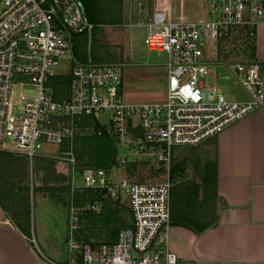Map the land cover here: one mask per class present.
I'll return each mask as SVG.
<instances>
[{"label": "built area", "instance_id": "1", "mask_svg": "<svg viewBox=\"0 0 264 264\" xmlns=\"http://www.w3.org/2000/svg\"><path fill=\"white\" fill-rule=\"evenodd\" d=\"M2 3L0 150L33 158L44 143L59 144L56 158L70 165L71 195L75 189L103 192L81 203L71 198L69 257L63 264H193L180 260L168 240L174 149L204 146L245 116L264 115V61L224 66L247 93L246 99H229L216 83H207L212 71L204 50L209 44L214 54L220 38L238 26L252 35L264 19V1L211 0L203 20H174L155 9L143 41L148 49L166 53V97L143 102L125 99L121 64L73 58L74 36L94 27L78 0ZM63 75L69 77L65 88L55 82ZM80 129L113 138L111 167L81 164L75 153ZM141 159L159 171L160 181H138L124 173ZM77 176L81 182H72ZM123 198L132 213L130 226L96 246L78 239L83 214L98 213L106 200L119 204Z\"/></svg>", "mask_w": 264, "mask_h": 264}, {"label": "crops", "instance_id": "2", "mask_svg": "<svg viewBox=\"0 0 264 264\" xmlns=\"http://www.w3.org/2000/svg\"><path fill=\"white\" fill-rule=\"evenodd\" d=\"M78 1L90 22L86 15L87 11L90 12V16L93 14L95 16L100 2ZM139 2L141 15L143 12L147 14V20L142 25L136 24L137 19L141 20L143 17L138 15ZM117 3L119 16L109 22L108 26H117L118 30L124 27L130 29L133 26H143L145 35L146 23L151 19L155 9L162 10L174 20H203L208 16L211 0H118ZM104 5L107 9L114 6L112 0H104ZM254 29V33L250 35L253 37L251 38L253 43L249 41L251 59L248 58L246 61L255 59L264 61V19L258 21ZM127 34L128 32L124 30V37L127 38ZM245 39L249 40L246 34ZM216 53L217 50L213 55ZM206 59L208 60V57ZM222 64L219 63L218 66ZM193 149L204 150L205 159L217 163L215 211L209 219L214 220L199 232L171 222L168 234L170 248L177 253L180 260L193 264H264V115L261 112H254L245 116L226 127L218 136L209 138L204 146L176 147L172 164L182 160L186 162L188 152ZM184 178L200 181V178L196 179L193 176ZM184 178L175 179L172 187ZM10 179L26 180L24 177H7L3 178V181H12ZM65 179H62L63 182ZM13 186L16 185L0 183V264L65 263L69 254L66 259L55 251L45 254L34 245V242L40 239L45 249H51L56 241H60L57 228L59 224L54 223L51 231H41L40 235L36 230L33 231L31 221L27 217V197L24 198L17 193ZM59 189L63 192L68 191L70 196L67 207L59 201L57 203L51 201L57 205L56 219H59L62 225L63 217L60 213H63V207L68 211L69 223L72 190L71 185L66 184L61 185ZM199 192L201 195L202 191ZM63 200L66 203L65 199ZM22 228L30 230L31 235ZM110 238V234L105 232L101 241L105 242Z\"/></svg>", "mask_w": 264, "mask_h": 264}, {"label": "rangeland", "instance_id": "3", "mask_svg": "<svg viewBox=\"0 0 264 264\" xmlns=\"http://www.w3.org/2000/svg\"><path fill=\"white\" fill-rule=\"evenodd\" d=\"M98 1L101 5L97 6L95 16L93 14L94 19L98 22L93 27V36L90 46L88 32L76 34L74 36L80 39L82 44H84L88 62L121 64L123 67V94L128 101L143 102L165 99L167 86V68L165 65L166 53L153 51L147 48L143 41L145 32L143 26H133L132 28L130 27V29L124 27L119 30L117 26H108L109 22L113 19H117L119 16L118 7H116L118 6V0H112L114 6L108 9L105 8L104 0ZM2 6L3 3L2 0H0V10ZM138 15H141L140 11H138ZM142 15L141 20L145 22L147 20V14L143 12ZM124 30L128 32L127 38L124 37ZM245 31L246 29L243 26H238L234 28L228 36L220 39L216 47L217 53L215 55L210 51L209 44L204 46L206 57H208L207 62L210 63V67L212 68V73L209 74L207 83L210 85L216 83L229 99L247 98L246 91L241 85L234 82V78L230 75L227 68L224 67L228 62L246 61L248 58L251 59L249 53H251L250 42H252L251 38L253 37L249 40L245 39V34L247 36ZM67 58H71L69 54ZM217 63H223V67L218 66ZM15 89L18 93L21 88L16 87ZM85 133L86 135L92 134L84 139L88 143L102 141V145H104L105 149L111 148L113 145L115 147V142L110 135L101 136L92 132L90 129H80L76 137V142L78 136H82ZM78 142L80 143L79 140ZM62 147L63 146L59 144L44 143L39 153L34 155L33 158L20 152L0 150V183H14L16 186H13V188L16 189L17 193L24 196V198L27 197V217L31 221L32 230H36L38 235L41 234V231H51L54 223L55 225L56 222L59 224L57 228L60 234V241H56L51 246V249H45L40 243V239H37L34 245L45 254L55 251L66 259L68 257V211L63 207V213H60L63 217V222L62 225H60V220L56 219V217L58 218L57 205L51 203V201L55 203L59 201L63 206L66 205L67 207L70 197L67 193L68 191L63 192L59 189L61 185H71V176L69 174L70 165L56 158ZM203 151L204 150L194 149L189 151L186 156L187 160L184 163V167L176 171L175 177L181 179L185 176H193L199 179L198 167L201 168L203 166L206 158L205 152ZM194 153L198 155V159L192 157ZM86 156L87 153L84 157L85 159ZM158 172L159 171L155 170L142 159L128 164L124 169V173L129 177L145 182L160 181V177H158L159 175L157 174ZM51 174H63L66 179L64 182L63 180L60 182L45 181V176H52ZM7 177H24L26 180L10 179L12 181H3V178ZM72 182H81L80 176L74 178ZM51 186L57 189L51 188ZM76 190L81 189H75V191ZM77 192L80 191H76L75 195ZM73 194L72 198L75 201ZM63 199H65L66 203ZM118 206V211L121 212L125 221H129L130 213L127 198H123ZM91 218L93 219L91 220ZM89 220H94L96 225ZM89 220L90 223L85 230L87 231L86 234L89 237V242H98L105 232L100 229L99 220L97 221L96 219V213H92ZM82 227V229L85 228L84 225Z\"/></svg>", "mask_w": 264, "mask_h": 264}, {"label": "trees", "instance_id": "4", "mask_svg": "<svg viewBox=\"0 0 264 264\" xmlns=\"http://www.w3.org/2000/svg\"><path fill=\"white\" fill-rule=\"evenodd\" d=\"M87 18L94 25L97 24V20L94 19L93 16H90V12L86 13ZM93 33V30H92ZM247 32L248 39L251 38ZM93 36V34H92ZM72 54L73 58L76 61L88 62L87 53L82 44L81 40L78 38H73L72 42ZM68 75L59 76L55 79V82L65 88L68 85ZM56 96H59L56 95ZM92 135V134H89ZM89 135H80L78 136V140L80 143L75 140V153L81 162L82 165H94V166H102V167H111L114 154L115 147L114 145L108 149H105L104 145H102V141H97L96 143H88L84 139ZM108 134H103L101 136H106ZM113 139V138H112ZM110 140V139H109ZM104 144V143H103ZM87 153L86 159L84 158ZM194 159H198V155L196 153L192 154ZM81 159V160H80ZM185 160L180 162H175L171 165L170 174L171 181L174 182L177 179L175 177L176 171L182 167H184ZM198 173L200 181H196L194 178L180 180L174 184L171 188V222L178 223L192 228L195 231H202L207 226H209L214 219H211L212 214L214 213V200L216 198V170L217 163L210 160L205 159L204 164L201 168L198 167ZM52 176H45V181L49 182H60L65 178L63 174H51ZM6 185V184H4ZM8 187V186H7ZM51 188H55L52 187ZM63 188V187H61ZM202 191L200 195L199 191ZM76 191L77 192L75 195ZM74 192V198L76 203H81L86 199H95L100 198L103 195V192L96 189H81L76 190ZM72 198V195H71ZM213 204V205H212ZM118 203L111 202L106 200V203L102 210L99 213H96V219L99 220L100 229L106 233H109L111 238L114 239L119 233L121 228L130 226L132 224V213L129 208V221H125V218L122 216L121 212L118 211ZM91 212H86L82 215V222L84 225V229H80L78 232V239L84 242H89V237L87 236V225L90 223L89 220ZM89 220V221H88ZM96 225V222L93 220L91 223ZM22 230L29 235H31L30 230L22 228ZM102 237V236H101ZM107 241V240H106ZM102 241L98 242H90L94 246L98 245Z\"/></svg>", "mask_w": 264, "mask_h": 264}, {"label": "water", "instance_id": "5", "mask_svg": "<svg viewBox=\"0 0 264 264\" xmlns=\"http://www.w3.org/2000/svg\"><path fill=\"white\" fill-rule=\"evenodd\" d=\"M262 1H264V0H262ZM88 35H89V46H90V43L92 41V31L91 30L88 31Z\"/></svg>", "mask_w": 264, "mask_h": 264}]
</instances>
